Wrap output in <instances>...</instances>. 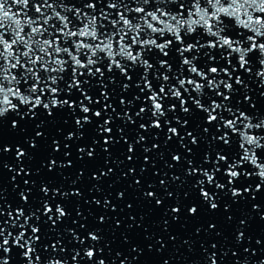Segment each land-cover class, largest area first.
Masks as SVG:
<instances>
[{
  "label": "snow or ice",
  "instance_id": "1",
  "mask_svg": "<svg viewBox=\"0 0 264 264\" xmlns=\"http://www.w3.org/2000/svg\"><path fill=\"white\" fill-rule=\"evenodd\" d=\"M250 82L264 99V0H0V128L9 114L14 117L10 126L21 131L20 121L41 112L53 117L64 111L72 121L50 142L51 152L59 155H49L38 168L25 162L33 160L30 149L38 147L37 139H45L39 130L44 120L34 125V135L15 145V166L4 162L3 154L12 147L0 141V172H14L9 180L16 196L9 200L0 181V264H116L117 259L125 264L120 252L106 258L108 245L99 246V229L87 228L79 209L81 222L73 219L76 227L66 229L71 249L59 237L47 240L42 233L45 226L51 231L68 219L69 197L83 198L75 185L84 172L77 170L67 190L41 181L39 203L30 200L34 177L41 168L72 167L73 150L77 160L99 162L91 180L100 182L127 162L121 173L126 178L137 175L138 150L140 173L146 171L144 164L153 163L150 154H159L155 141L162 134L164 144L175 139L180 149L168 153L166 167H182L181 183L191 184L200 204L217 211L219 193L230 194L233 204L256 200V193L264 192V113L256 111ZM146 133L153 137L150 146ZM118 145L122 159L114 154ZM157 183L162 195L173 197L165 178ZM115 195L119 200L124 193ZM142 195L164 208L173 222L179 220L182 208L175 201L165 207L154 190ZM183 195L190 197L188 191ZM90 199L102 211H115L107 196ZM224 210H230L228 204ZM251 210L264 221L261 204H251ZM186 212L194 216L200 208L193 202ZM225 220L231 226L233 216ZM96 221L104 223L105 216ZM251 222L243 215L236 221L231 247L185 239L190 264H264V236L253 246ZM168 223L165 219L162 226ZM207 230L221 237L214 223ZM156 243L164 247L161 240Z\"/></svg>",
  "mask_w": 264,
  "mask_h": 264
}]
</instances>
